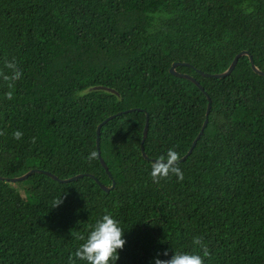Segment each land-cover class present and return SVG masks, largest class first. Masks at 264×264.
I'll list each match as a JSON object with an SVG mask.
<instances>
[{
	"label": "trees",
	"instance_id": "trees-1",
	"mask_svg": "<svg viewBox=\"0 0 264 264\" xmlns=\"http://www.w3.org/2000/svg\"><path fill=\"white\" fill-rule=\"evenodd\" d=\"M242 50L264 72V0H0V71L13 59L23 71L13 89L0 78V176L114 181L0 179V264H87L74 254L105 214L125 229L116 264L203 256L196 237L204 264H264V75L246 55L222 78L197 71L222 72ZM172 62L190 64L176 70L211 107L184 180L157 184L152 159L181 158L207 104ZM117 112L100 129L109 176L88 157Z\"/></svg>",
	"mask_w": 264,
	"mask_h": 264
},
{
	"label": "clouds",
	"instance_id": "clouds-1",
	"mask_svg": "<svg viewBox=\"0 0 264 264\" xmlns=\"http://www.w3.org/2000/svg\"><path fill=\"white\" fill-rule=\"evenodd\" d=\"M6 68L10 70V74L0 71V78L6 82L9 89L15 87V83L23 76L22 69L19 68L15 59L6 62ZM7 99H13V92L9 91ZM0 135H4L0 132ZM16 140L23 138V133L19 130L13 133ZM97 153L92 151L88 157L91 161L95 159ZM180 156L179 153L173 149H169L166 157L161 156L158 160L152 163V171L150 173L154 183L159 184L162 179H167L170 176H176L178 181L184 180V173L179 167ZM63 203V197L56 198L53 202L52 208L58 207ZM125 229L121 226V222L114 219L111 214L103 215L102 219L96 221L93 229L87 236L86 241L79 246L74 256L79 260L86 261L87 264H116L120 259L119 250H122L126 244L124 236ZM84 239V237H78ZM193 243L199 245L203 251V256L199 254H189L186 252H175V254L168 260H161L157 258L155 264H204V257L210 256V251L202 242L201 237H196ZM163 255L167 256L165 251ZM70 264H76L75 259L70 258Z\"/></svg>",
	"mask_w": 264,
	"mask_h": 264
},
{
	"label": "water",
	"instance_id": "water-1",
	"mask_svg": "<svg viewBox=\"0 0 264 264\" xmlns=\"http://www.w3.org/2000/svg\"><path fill=\"white\" fill-rule=\"evenodd\" d=\"M246 55L249 59V62H250V65H251V68L253 69V71H255L257 74H260V75H264V72H262L253 62V58H252V55L246 51V50H242L240 51L239 53H237L232 61L230 62L229 66L227 67V69H225L224 71L222 72H219V73H203L201 72L200 70L197 69V71L205 76H208V77H215V78H222V77H225L227 75H229L232 70L234 69L238 59L241 57V56H244ZM178 65H187V66H190L189 63H185V62H172L170 68H169V73H171L172 75L174 76H178V77H182V78H185V79H188L190 80L191 82H193L199 89L200 91H202L203 93H205L206 95V99H207V104H206V111H205V117H204V120L202 122V125L200 127V130L198 131L197 135L195 136V138L193 139L188 151L180 158V161H184L188 155L192 152V149L194 148V146L196 145V142L197 140L201 137V135L203 134V131H204V128L208 122V115H209V111H210V107H211V99L210 97L206 94L203 86L191 75L187 74V73H182V72H179L176 70V67ZM134 109H126L124 110L123 112H130ZM137 110H140V108H138ZM121 112H117L115 114H111L109 116H107L105 119H103L101 122L98 123L97 127H96V138H95V145H96V151H97V156L99 158V161L102 165V167L104 168V170L106 171V173L110 176V172H109V169L104 161V159L101 157V154H100V129L101 127L106 123L108 122L109 120L113 119L115 116L117 115H120ZM148 114H146V118H145V122H144V126H143V131H142V138H141V154L143 155L144 158H148L145 151H144V140L147 136V132H148ZM152 161H156L154 159H152ZM34 173H43L49 177H51L52 179H54L55 181H58V182H70V181H75L79 178H82L83 176H89V177H92L94 178V180L99 184V186L104 189L105 191H109V189H111L113 186H114V181H112V184L110 187L100 183L98 181V179L90 174V173H87V174H77V175H74V176H71V177H68L66 179H60L59 177H57L55 174L49 172V171H46V170H43V169H39V168H33V169H30L28 170L27 172H25L24 174L22 175H19V176H15V177H2L0 176V179L1 180H4L6 182H11V183H15V182H19V181H23V180H26L29 176H31L32 174Z\"/></svg>",
	"mask_w": 264,
	"mask_h": 264
}]
</instances>
